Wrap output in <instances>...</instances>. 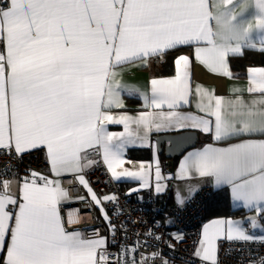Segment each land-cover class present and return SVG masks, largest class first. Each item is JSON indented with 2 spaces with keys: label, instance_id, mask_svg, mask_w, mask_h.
<instances>
[{
  "label": "snow or ice",
  "instance_id": "obj_1",
  "mask_svg": "<svg viewBox=\"0 0 264 264\" xmlns=\"http://www.w3.org/2000/svg\"><path fill=\"white\" fill-rule=\"evenodd\" d=\"M250 0H0V152L22 159L32 150H46L50 171L56 177L72 175L100 206L112 240L119 228L112 216L122 209L118 197L106 195L103 201L90 187L85 169L97 162L89 160L88 149L102 150L103 162L114 180L142 181L150 187L148 173L124 170V153L129 146L148 143L155 128L196 129L213 133L216 141L242 139L228 148L205 147L189 153L176 177L194 175L213 179V188L228 186L233 201L257 213L249 217L252 229L264 222V68L248 70L249 101L241 97L225 101L197 87L196 103L203 117L177 111L190 103L191 61L188 56L175 59V77L152 79L151 95L116 82L115 69L136 62L147 64L169 50L194 45L195 59L213 72L231 77L229 56H240L243 49H256L255 29L260 51H264V0H254L256 14L245 19ZM254 21V24H253ZM122 93L139 96L145 107L167 106L170 110L148 112L138 117H114L108 111L123 107ZM123 124L124 132L107 131L105 123ZM136 125L133 130L131 125ZM120 169V171H118ZM155 192L160 194L162 173L155 172ZM33 173L23 180L17 198L3 183L0 191V264H161L170 261L159 254L141 251L148 239L160 241L154 221L146 233H137L129 248L117 242L113 254L99 230L91 235L68 232L59 205L68 191L59 180ZM71 182V181H69ZM131 189L126 195H131ZM199 191L190 186L189 196L176 194L178 209H183ZM80 199H84L81 197ZM142 201V197H139ZM173 220L166 218L165 224ZM264 230V229H262ZM143 235L144 241L139 237ZM179 242V234H174ZM253 241L243 222L215 219L204 225L203 240L195 253L207 264H218L217 242ZM264 243V240L260 241ZM158 247V244L156 245ZM173 247V245H169ZM251 264H264V257Z\"/></svg>",
  "mask_w": 264,
  "mask_h": 264
},
{
  "label": "crops",
  "instance_id": "obj_2",
  "mask_svg": "<svg viewBox=\"0 0 264 264\" xmlns=\"http://www.w3.org/2000/svg\"><path fill=\"white\" fill-rule=\"evenodd\" d=\"M255 14H256V10L254 7V0H250L247 11L244 14V18L252 20ZM253 24H254V21H253ZM260 35L261 34L258 33L255 29L253 30L252 40L256 43L255 50L262 52L259 50L260 48L259 36ZM182 47H186L188 50L180 53L179 55L176 56V58L182 55L188 56L190 58L191 65H190L189 86L191 88L192 95H190L189 97V100H190L189 104L182 105L179 109H177V111H179L180 113L185 114V115H192L196 117L204 116V113L199 111L197 103H196L195 91L197 87L212 92L214 96L221 97L226 102L230 100H234L237 97H241L245 101L251 100L253 96L258 97V94H249L247 92V88L249 87L248 70L251 68H264V65L248 67L244 75L240 76L236 72H233L230 67V61L233 59L239 58V56H236V57L229 56L227 63L231 71L232 78H228L227 76L211 71L209 68L205 67L203 64L198 62L195 59V55H194V49H195L194 45H184L178 48H182ZM2 50H3V47L2 45H0V51ZM244 50H254V49L245 48L243 49V53H244ZM164 58H165V55L160 58H152L148 61L147 64H144L142 68L140 66L141 65L140 62L117 67L115 69L116 82L119 83L120 85L137 88L141 92L148 93L150 96L152 79L164 80V79H172L175 77V74H176L175 64H174V72L172 75L159 76V74H157L158 68H159L158 64H161L165 60ZM121 98H122L123 105H124L123 107L121 108L113 107L110 110H106L109 112V114H111L114 117H119L122 115L130 116V117H138L139 115L148 113V112L167 113L168 111H170L166 105L163 106L162 108H157V109H153L151 107H145L143 99L140 98L139 96L129 97L127 94L122 93ZM105 127L107 131L114 133V134H120L124 132L123 124H113V123L106 122ZM131 128L134 130L136 128V125L134 124L131 125ZM185 132H192V133L197 134L196 146L186 151L177 161L173 162L167 159L164 153H160L158 151L157 145L154 141L155 137H159L163 135H177V134L185 133ZM247 138L248 137H244L240 139H228V140L216 141L214 139L213 133H203L196 129L161 128L160 130H156L155 128H153V130L149 133L148 143L145 146L142 147L139 145V143H137L136 145L129 146L125 149L124 159L126 162L123 165L124 170L137 171V170L142 169L143 171L147 172L148 173L147 180L149 182L150 187L143 188L141 187L142 181L131 180L126 177L122 178L120 181H116V180L115 181L123 187V190L125 191V193H128L129 190L131 189H139L138 192L133 191L131 195H127L131 197L132 199L141 201L139 197H142L143 198L142 201L153 199L154 201L159 202V203H162L164 201H168L169 203H172V202L176 203L177 192H179V194L182 197H188L190 186L198 187L199 190L205 186H209L213 188V179L210 177H199L198 175H194L193 178H190V179H175V178L169 179L168 178V177H176V174L179 172L181 163L184 161L185 157L189 153L202 150L203 148L208 147V146L215 147V148H228L234 144L242 142V139H247ZM252 139H264V137L254 136L252 137ZM134 151H147L148 157L146 158L131 157L130 153H134ZM81 155L82 156L87 155V158L89 160H94L96 162L99 158L103 162L102 150L98 148L88 149L87 153H82ZM95 165L96 164H94L92 167L88 169H85V172L83 174L85 175V173L93 169ZM49 167H50V164H49ZM157 167L162 173V179L160 182L166 187V191L162 189L159 195L156 194L155 192V184H156L155 172L157 170ZM106 169H107V166H106ZM118 171H120V169H118ZM34 174L36 175L37 182L43 183V181L40 180L41 176L38 175L37 173H34ZM109 174L111 175L110 172ZM30 177L31 175L29 177H23V178L18 177V176H12L8 181L5 182L9 184V188L7 189V191L10 194L15 195L18 198L20 195V188L22 187L23 180L28 179ZM44 177H46L49 180H59V181L62 178L72 177L76 181L75 177L72 175H62L60 177H56L53 173H51V171L49 172L48 176H44ZM76 183L79 185V187L84 193V197H83L84 199L83 200L81 199V200L85 203L89 201L90 203H87L88 205H90L89 209L93 208L96 212H98V214L101 217H103L100 211V206H96L91 201L89 193L82 185L78 183V181H76ZM2 190H4L3 185L0 188V191ZM213 190L215 194L212 197V200L210 201L207 207V221L205 225L215 219L241 221L243 222V226L245 227L246 232L251 234L254 238L264 239V230H262L264 229V222H261V224L258 225V227L255 229L251 228L250 224L248 223L249 217L257 216V213L254 211H250L246 208H243L240 202L233 201L232 196H231L230 187L223 186L219 189L213 188ZM99 198L103 201L104 197H99ZM71 201L72 199H69L68 197L67 200L62 201L61 204L59 205V211H60V215L62 219H63L62 209L65 206H67V204ZM67 231L73 232V231H78V230L76 228H73ZM201 236H203V229L201 231ZM223 240H227V239L222 238L217 242V244L220 245V243ZM4 255L5 253H0V257H3Z\"/></svg>",
  "mask_w": 264,
  "mask_h": 264
},
{
  "label": "built area",
  "instance_id": "obj_3",
  "mask_svg": "<svg viewBox=\"0 0 264 264\" xmlns=\"http://www.w3.org/2000/svg\"><path fill=\"white\" fill-rule=\"evenodd\" d=\"M50 167L44 150H32L25 153L22 159L0 152V187L12 176L29 177L33 173L40 176H47ZM85 176L98 197L111 196L115 194L119 199L122 213L119 218L112 216L113 204L105 203L102 206L107 209L112 223L120 226L127 225V231L121 233L119 228L115 232L116 240H112L109 227L106 221L93 208L89 209L87 203L80 200L84 193L74 178H63L60 181L61 187L68 191V197L72 201L63 208V218L67 230L76 228L84 235H91L99 230V236L106 239L109 250L118 253L117 242H126L131 248L135 243L137 233H146L152 228L154 221H160L162 227L154 231L162 236L160 241L148 239L144 242L141 251L145 254H159L170 264H207L195 253L201 247V231L206 218V205L214 194L211 187L202 188L195 194L183 209H178L177 204H160L153 199L139 201L124 194L120 185L111 177L106 166L98 158L93 169L85 173ZM71 181V182H69ZM75 209L81 215H88V219L78 223H71L67 212ZM166 218L174 221L172 224H165ZM179 234V242L174 234ZM144 241L143 235L139 237ZM263 238H254L253 241H227L223 240L217 251L218 264H251L264 257ZM158 244V247L156 246ZM173 247H169V245ZM151 264V262H149ZM155 264H161V260H155Z\"/></svg>",
  "mask_w": 264,
  "mask_h": 264
},
{
  "label": "trees",
  "instance_id": "obj_4",
  "mask_svg": "<svg viewBox=\"0 0 264 264\" xmlns=\"http://www.w3.org/2000/svg\"><path fill=\"white\" fill-rule=\"evenodd\" d=\"M188 50L186 47L177 48L175 50H169L165 54V60L158 64V72L159 76H169L172 75L174 72V61L177 55H179L182 52H185ZM141 68L144 66V63L140 62ZM262 66L264 65V51L259 52L256 50H244V53L239 56V58L233 59L230 61V67L233 72H236L240 76H243L246 72L248 67L251 66ZM131 157L136 158H146L148 157L147 151H134V153H130ZM212 200V198H211ZM210 200V201H211ZM208 202L206 206V213H207V207L210 203ZM166 203H169L168 201H164Z\"/></svg>",
  "mask_w": 264,
  "mask_h": 264
},
{
  "label": "water",
  "instance_id": "obj_5",
  "mask_svg": "<svg viewBox=\"0 0 264 264\" xmlns=\"http://www.w3.org/2000/svg\"><path fill=\"white\" fill-rule=\"evenodd\" d=\"M158 151L164 153L167 159L177 161L186 151L194 148L197 142L196 133L185 132L177 135L155 137Z\"/></svg>",
  "mask_w": 264,
  "mask_h": 264
},
{
  "label": "bare ground",
  "instance_id": "obj_6",
  "mask_svg": "<svg viewBox=\"0 0 264 264\" xmlns=\"http://www.w3.org/2000/svg\"><path fill=\"white\" fill-rule=\"evenodd\" d=\"M197 135V134H196ZM45 151V150H44ZM47 159V158H46ZM49 175V173L47 174V176ZM25 177H27V176H25ZM63 179V178H62ZM66 179H71V177H68V178H66ZM60 181H61V179H60ZM119 184V183H118ZM120 185V184H119ZM120 187H121V189H122V191L124 192V194L126 195V193H125V191L123 190V187L120 185ZM205 187H209V186H205ZM205 187H203V188H205ZM1 188V187H0ZM201 190V189H200ZM199 190V191H200ZM212 190H213V188H212ZM198 191V192H199ZM197 192V193H198ZM196 193V194H197ZM214 194H215V192H214ZM214 194H213V196H214ZM194 196V195H193ZM192 196V197H193ZM212 196V197H213ZM211 197V198H212ZM69 199H71V198H69ZM81 200V199H80ZM211 200V199H210ZM209 200V201H210ZM82 201V200H81ZM208 201V202H209ZM70 203V202H69ZM68 203V204H69ZM159 203V202H158ZM67 204V205H68ZM160 204H165V205H170V204H177V203H175V202H172V203H166V202H162V203H160ZM208 204V203H207ZM207 206V205H206ZM63 210V209H62ZM62 214H63V212H62ZM67 214L69 215L68 217H69V219H70V222L71 223H80L81 221H84V220H87L88 219V215H81V214H79L78 213V211L77 210H75V209H71V210H69L68 212H67ZM64 219V218H63ZM206 221H207V213H206V218H205V221H204V224H203V227H204V225H205V223H206ZM203 227H202V229H203Z\"/></svg>",
  "mask_w": 264,
  "mask_h": 264
},
{
  "label": "rangeland",
  "instance_id": "obj_7",
  "mask_svg": "<svg viewBox=\"0 0 264 264\" xmlns=\"http://www.w3.org/2000/svg\"><path fill=\"white\" fill-rule=\"evenodd\" d=\"M201 240H203V236H201ZM219 246V244H217ZM217 251H218V247H217Z\"/></svg>",
  "mask_w": 264,
  "mask_h": 264
}]
</instances>
